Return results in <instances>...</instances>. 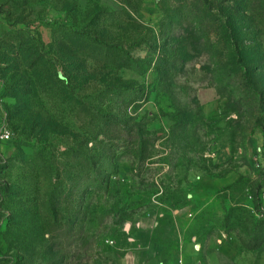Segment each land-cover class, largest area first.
Masks as SVG:
<instances>
[{
  "label": "rangeland",
  "instance_id": "obj_1",
  "mask_svg": "<svg viewBox=\"0 0 264 264\" xmlns=\"http://www.w3.org/2000/svg\"><path fill=\"white\" fill-rule=\"evenodd\" d=\"M0 100L3 264H127L170 220L264 264V0H0Z\"/></svg>",
  "mask_w": 264,
  "mask_h": 264
},
{
  "label": "crops",
  "instance_id": "obj_2",
  "mask_svg": "<svg viewBox=\"0 0 264 264\" xmlns=\"http://www.w3.org/2000/svg\"><path fill=\"white\" fill-rule=\"evenodd\" d=\"M159 223V222H158ZM157 223V224H158ZM161 229L156 227L140 228L132 242H143L142 247L135 248L133 252L125 255L127 264H161V251L163 246L170 243V264H251L253 255L250 251H241L231 246L224 237L211 235L205 242L197 237H185L183 228H179L172 220L162 222ZM159 223V224H162ZM144 231L143 233H141ZM143 234V235H142Z\"/></svg>",
  "mask_w": 264,
  "mask_h": 264
},
{
  "label": "built area",
  "instance_id": "obj_3",
  "mask_svg": "<svg viewBox=\"0 0 264 264\" xmlns=\"http://www.w3.org/2000/svg\"><path fill=\"white\" fill-rule=\"evenodd\" d=\"M11 139V132L8 126L6 111L0 100V142H7Z\"/></svg>",
  "mask_w": 264,
  "mask_h": 264
},
{
  "label": "trees",
  "instance_id": "obj_4",
  "mask_svg": "<svg viewBox=\"0 0 264 264\" xmlns=\"http://www.w3.org/2000/svg\"><path fill=\"white\" fill-rule=\"evenodd\" d=\"M237 63H238V65H240V62H237ZM258 107H260V108L263 107V102H262L261 99H259ZM261 114H262V113H261ZM261 120H262V117H261L260 115L257 116V117L255 118V125H256V127H258V128L261 130L262 135H263V137H264V125L261 124ZM263 159H264V155H263ZM3 261H4V260L0 257V264H3V263H4Z\"/></svg>",
  "mask_w": 264,
  "mask_h": 264
}]
</instances>
